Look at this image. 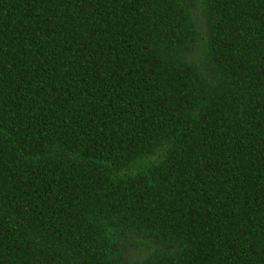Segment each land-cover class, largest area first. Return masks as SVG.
<instances>
[{"label":"trees","instance_id":"16d2710c","mask_svg":"<svg viewBox=\"0 0 264 264\" xmlns=\"http://www.w3.org/2000/svg\"><path fill=\"white\" fill-rule=\"evenodd\" d=\"M0 264H264V0H0Z\"/></svg>","mask_w":264,"mask_h":264}]
</instances>
